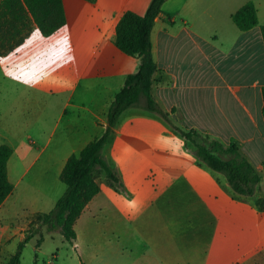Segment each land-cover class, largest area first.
<instances>
[{
	"label": "crops",
	"instance_id": "crops-1",
	"mask_svg": "<svg viewBox=\"0 0 264 264\" xmlns=\"http://www.w3.org/2000/svg\"><path fill=\"white\" fill-rule=\"evenodd\" d=\"M149 1L62 0L66 22L53 34L29 22L0 48L9 54L0 75L22 82L11 99L33 118L31 129L0 132L12 148L13 185L0 205V264L65 191L66 159L103 132L115 93L139 64L115 46V24ZM247 1L166 0L150 41L155 100L182 129L235 144L261 174L254 193H235L160 116L128 108L102 149L120 184L97 171L99 191L74 223L72 247L85 264H264V0H251L258 25L240 30L231 18ZM32 28L40 36L24 37Z\"/></svg>",
	"mask_w": 264,
	"mask_h": 264
},
{
	"label": "trees",
	"instance_id": "trees-1",
	"mask_svg": "<svg viewBox=\"0 0 264 264\" xmlns=\"http://www.w3.org/2000/svg\"><path fill=\"white\" fill-rule=\"evenodd\" d=\"M165 1L150 0L143 14L126 10L119 17L115 24L114 44L126 55L137 57L138 67L136 71L126 75L123 86L115 93L108 107L106 125L101 135L66 159L59 175L66 186L63 194L51 210L35 215L15 252L5 264H20L26 243L34 234H38L35 243L38 247L43 240V231H58L67 242L74 241V223L99 191L95 180L97 171H103L109 180L120 184L116 171L104 158L102 149L113 133L119 116L128 108H139L160 116L172 129L193 143L194 155L212 170L222 173L235 193H254L261 174L235 144L224 145L195 129H182L171 120L170 113L153 96V75L160 72V69L152 56L150 31L155 17L162 12L161 6ZM166 17L170 18L168 15ZM231 18L240 30L258 25L257 9L251 0L238 8ZM166 21L171 23L167 19ZM27 22L35 24L42 36L53 34L66 22L62 0H0V48L5 46V41L20 34ZM259 27L264 43V24ZM261 94V112L264 118V86ZM11 153L9 145L0 143V205L13 189L7 175V161Z\"/></svg>",
	"mask_w": 264,
	"mask_h": 264
},
{
	"label": "rangeland",
	"instance_id": "rangeland-1",
	"mask_svg": "<svg viewBox=\"0 0 264 264\" xmlns=\"http://www.w3.org/2000/svg\"><path fill=\"white\" fill-rule=\"evenodd\" d=\"M29 22L25 28H28ZM31 31V32H30ZM24 37H39L36 30L33 28ZM9 54L0 56V68L4 66L3 61L8 59ZM51 70V69H50ZM51 74V71L46 70V77ZM29 82H39L41 79L36 76L28 78ZM16 85H22L21 79L7 78L0 75V132L5 131V126L10 125L17 132L32 128L33 118L27 116L26 111L23 113L22 104L20 101H13L11 89ZM31 114V113H30ZM199 142L200 140L197 139ZM105 146V145H104ZM113 168V167H112ZM114 169V168H113ZM115 170V169H114ZM116 171V170H115ZM117 173V171H116ZM259 206L262 204L258 201ZM53 208V207H52ZM51 208V209H52ZM50 209V210H51ZM36 237L31 238L23 248L20 264H85L76 254L72 243L67 242L61 234L56 231L50 237L42 240L41 244L36 247ZM51 260V263L48 260Z\"/></svg>",
	"mask_w": 264,
	"mask_h": 264
}]
</instances>
